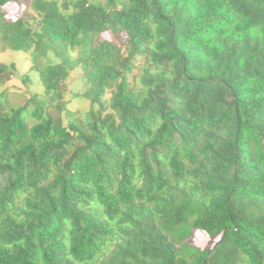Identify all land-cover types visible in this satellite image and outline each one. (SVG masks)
<instances>
[{"label": "trees", "instance_id": "1", "mask_svg": "<svg viewBox=\"0 0 264 264\" xmlns=\"http://www.w3.org/2000/svg\"><path fill=\"white\" fill-rule=\"evenodd\" d=\"M22 1L0 0L31 65L0 60V264H264V0Z\"/></svg>", "mask_w": 264, "mask_h": 264}, {"label": "rangeland", "instance_id": "2", "mask_svg": "<svg viewBox=\"0 0 264 264\" xmlns=\"http://www.w3.org/2000/svg\"><path fill=\"white\" fill-rule=\"evenodd\" d=\"M25 1H27L29 4L31 3V0H23L20 4L13 2L7 5V13L9 15H18V13H21L23 7H25ZM30 10V9H29ZM0 60L4 61V62H11L13 60L18 61V68L20 71V75L23 73H31L30 71V62L28 60V57L25 54L22 53H15L11 50H3L1 51V47H0ZM72 78H71V82H70V87L72 89V93L69 94V98H71L72 100L69 101L68 106H81V107H86L88 101L87 100H79L77 99V97L72 96L74 93H77L78 91H80V89L83 87V82L81 81V76L79 75V73H77L76 71H72ZM12 83H16L18 86L21 87H28L31 91L34 90H38V91H42V85L37 84L36 86L39 87H33L31 85L24 84V82L22 80H20L19 78L15 79L14 81H12ZM194 242L197 244H201L202 246H206L209 240L208 235H206L203 232L200 231H195L194 234V238H193Z\"/></svg>", "mask_w": 264, "mask_h": 264}]
</instances>
